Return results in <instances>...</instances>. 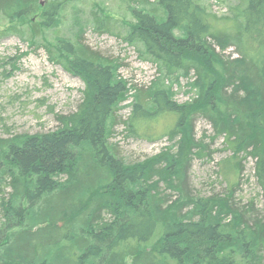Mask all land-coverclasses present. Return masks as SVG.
<instances>
[{
  "label": "trees",
  "instance_id": "obj_1",
  "mask_svg": "<svg viewBox=\"0 0 264 264\" xmlns=\"http://www.w3.org/2000/svg\"><path fill=\"white\" fill-rule=\"evenodd\" d=\"M156 1L164 17L135 11L128 41L141 42L168 74L194 70L198 94L179 104L158 85L141 91L128 125L145 128L172 116L179 153L134 167L117 157L106 134L125 91L116 66L59 40L61 62L84 82V97L76 113L57 116V130L0 139V264H264V216L253 203L237 207L232 192L202 198L184 191L200 145L194 123L203 116L233 152L222 162L235 177L227 179L232 187L243 170L234 161L244 153L256 159L264 194V0H244L240 16L225 18L232 32L216 30L217 17L197 0ZM63 5L0 0V20L13 23L0 37L21 31L15 22L30 20L35 36L55 27ZM41 8V25L34 24ZM231 45L238 57L226 59ZM8 177L14 194L6 199ZM159 182L179 192L178 201L169 204Z\"/></svg>",
  "mask_w": 264,
  "mask_h": 264
},
{
  "label": "rangeland",
  "instance_id": "obj_2",
  "mask_svg": "<svg viewBox=\"0 0 264 264\" xmlns=\"http://www.w3.org/2000/svg\"><path fill=\"white\" fill-rule=\"evenodd\" d=\"M56 1L64 5L55 27L40 29L35 36L30 20L15 22L21 31H11L0 37V139L55 131L60 126L57 116L78 111L86 86L63 64L58 41L65 40L78 48H90L102 60L116 66L115 81L125 91L109 120L106 134L117 157L129 167H134L152 163L168 152L178 154L182 136L170 137L175 124L172 116L158 119L145 128L135 129L128 125L133 105L137 103L141 91L154 92L158 85L170 90L172 99L179 104L192 102L198 94L194 87V70L189 75L182 72L168 74L150 58L141 42L128 41V35L137 23L135 11L152 12L164 17L157 1L38 0L43 8ZM197 1L217 17L216 30L227 28L230 32L233 31L232 22H227L225 18L240 16L245 6L244 0ZM42 11L41 8L33 17L34 24L42 22ZM12 24L2 19L0 30L11 28ZM217 52L221 50L217 48ZM236 52V46L231 45L222 55L226 59H235L238 57ZM194 124L195 138L200 145L193 148L194 155L185 178V194L223 198L232 192L233 203L237 207L247 208L253 203L256 215L263 217L264 194L256 176V159L244 153L235 159L234 162H241L243 170L239 177L236 176L239 184L233 188L229 181L233 182L235 177L231 171L225 175L222 164L223 160L233 156L225 137H216L212 123L203 116H198ZM110 150L112 152L111 147ZM61 178L66 180L67 175ZM6 181L5 198L8 199L14 194V189L9 177ZM159 183L160 193L169 204L178 201L179 192L165 182ZM2 218L0 211V222ZM104 218L109 216L104 214ZM59 225L63 226V222Z\"/></svg>",
  "mask_w": 264,
  "mask_h": 264
}]
</instances>
